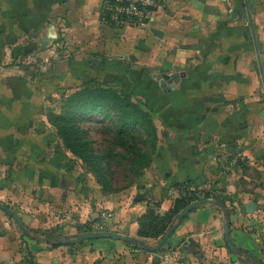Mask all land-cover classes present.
Segmentation results:
<instances>
[{
	"label": "crops",
	"instance_id": "0c3cea01",
	"mask_svg": "<svg viewBox=\"0 0 264 264\" xmlns=\"http://www.w3.org/2000/svg\"><path fill=\"white\" fill-rule=\"evenodd\" d=\"M102 5L103 0H0V201L24 199V223H45L47 207L62 210L50 217L64 229L110 213L109 231L144 240L138 219L148 206L159 203L167 211L181 195L177 184L216 189L226 179L223 151L240 150L228 144L264 133V0H160L138 27L109 25L101 18ZM51 52L63 82L116 88L150 112L157 146L132 189L103 192L64 171L56 182H37L29 159L22 158L24 177L5 180L14 151L5 145L16 147L15 122L29 119L24 108L32 102L18 96L17 88L33 87L25 71L33 67L31 60ZM162 74L177 76L163 86ZM230 234L244 249L256 245L241 229L230 226ZM219 239L224 240L219 209L206 204L188 213L153 252L112 238L90 239L93 247L77 252L65 246L39 251L31 241L27 246L36 256L30 264H209ZM21 242L16 224L0 209V264H26Z\"/></svg>",
	"mask_w": 264,
	"mask_h": 264
},
{
	"label": "rangeland",
	"instance_id": "374dc122",
	"mask_svg": "<svg viewBox=\"0 0 264 264\" xmlns=\"http://www.w3.org/2000/svg\"><path fill=\"white\" fill-rule=\"evenodd\" d=\"M56 57V54L51 52L46 58H34L31 60L30 63L33 67L30 68L28 72L25 71L24 75H26L29 80H33L34 85L30 87V85L26 84L17 88L16 94L18 96L32 97V102L25 106V108L23 107L25 110L24 113L27 114L28 117L30 116L29 119H18L15 122L16 134L11 139H14V145H16V147L13 148L5 145L6 150L9 152L14 150L12 154L13 161L8 162L10 167H6L5 170H3L5 180H10L8 177L9 175H14V179L24 177L25 174H23V170L18 168V164H20L19 160L22 158L24 161L29 159L30 162L28 161L27 163L31 165L30 171H33L34 178H36L37 182L41 177H49L50 181L56 182L61 172L64 171L69 174H75L78 177V181L87 182L89 180L92 184L97 185L99 190L103 192L120 193L132 189L138 178L135 173L136 169L133 166L131 167L133 162L131 163V161L124 156V151L113 141V130L111 127L113 119H111V116L110 119L104 122H98L97 120L102 117L100 114H85V116L78 121V126L86 132L84 137L90 141L91 148L95 153L109 151L112 154V156L106 160L103 180H100L98 175H96L90 166L81 158L73 155L65 148L63 140L57 133L56 124L54 122L59 120H57V115L61 113L62 104L78 87H75L76 82L73 80H66L63 82L62 78L58 77L55 68V62L57 61ZM18 60L19 66L24 65L22 62L24 59L22 57ZM26 61L28 60L26 59ZM14 62H16V60H14ZM41 68L45 71L42 74V82H40L39 77ZM61 74L62 72L60 75ZM41 83L42 87H40ZM82 85H80V87ZM262 96H260V99ZM261 101L264 102V99H261ZM24 132L28 137L24 136ZM131 137L133 139L132 141L137 143L143 152H150L151 148L149 143L143 139L141 131H132ZM228 145L240 150L223 151V154L228 157L226 162L227 166L225 168L226 179H224L216 189H212L208 186L201 188L194 187L199 189V197H209L213 199L223 198L229 209L230 226L234 229H241L247 236L251 235V240L256 242V245H251L247 247V249H244L241 243L239 245L237 243L234 244L246 250L256 259L258 258L259 261H261L260 264H264V133H261L253 140L245 142V144L236 141L234 144ZM244 145H246L247 148H244ZM241 147L243 148L241 149ZM12 172L14 173L12 174ZM11 184L12 183H9L8 185L11 186ZM23 200L24 199H21L19 203H17L3 199L0 202L8 206L21 218L19 213L24 214L25 211L20 207ZM149 207L156 209L159 214L164 213L155 205H150ZM30 210L32 211V209ZM146 210L144 212H146ZM61 213L62 210L55 208L48 209L47 207L44 214L48 215L49 219H46L45 223L36 224L35 220H28V222L24 224L33 232L48 237L71 235L82 231H98L92 225L93 222L82 225L67 224L69 227L64 229L66 225L58 223L50 217L52 214L59 215ZM219 214L221 216V223H223L220 210ZM8 217L16 224L17 231L22 241L20 245L25 251L23 257L26 264L36 261V256L28 249V241H31L33 245H37L39 251H48L65 246L66 250L77 252L82 250L83 247L86 249H91L93 247V244H89L93 241L90 239L83 240L81 243L55 247L48 243L34 240L23 234L14 219L10 216ZM71 228L76 229L72 230ZM101 230L108 229L103 226ZM159 238H144V240L154 243ZM222 239H219V242L221 247H224L226 245ZM87 244L91 246L86 247L88 246ZM221 247L217 249L218 247L216 246L214 249H210L211 252H209L211 255L209 256V264H249L242 258L231 253L227 248L228 251L223 249L222 253L217 252V250L220 251ZM212 260H214V262H211ZM34 264L38 263L35 262Z\"/></svg>",
	"mask_w": 264,
	"mask_h": 264
},
{
	"label": "trees",
	"instance_id": "16d2710c",
	"mask_svg": "<svg viewBox=\"0 0 264 264\" xmlns=\"http://www.w3.org/2000/svg\"><path fill=\"white\" fill-rule=\"evenodd\" d=\"M101 18L109 25H113L109 11L102 9ZM85 114H100L102 117L97 120L98 122H104L111 116L113 141L124 151V156L131 163L133 162L131 167L136 169L135 173L139 177L142 171L150 165L158 141L156 126L150 112L116 88L90 82L78 87L62 104L61 113L57 115V120H59L54 123L65 148L81 158L100 180H103L106 160L112 154L109 151L95 153L92 150L90 141L84 137L86 132L78 126V121ZM138 130L141 131L143 139L149 143L150 152H143L137 143L132 141L131 132ZM177 185L181 187L180 184ZM180 190L184 193L173 200L172 206L166 212L159 214L156 209L147 207L146 212L138 219L137 234L139 237L156 239L164 234L173 217L194 199L188 195L186 188ZM217 199L224 202L223 198ZM154 205L159 207V203H154Z\"/></svg>",
	"mask_w": 264,
	"mask_h": 264
},
{
	"label": "water",
	"instance_id": "95a60500",
	"mask_svg": "<svg viewBox=\"0 0 264 264\" xmlns=\"http://www.w3.org/2000/svg\"><path fill=\"white\" fill-rule=\"evenodd\" d=\"M247 3V2H246ZM248 5V4H247ZM253 30V29H252ZM154 34L159 35L160 31L157 29L151 30ZM179 75H184L183 72L179 73ZM176 74H172L171 76L162 74L159 78L162 81L163 86L172 85V79L176 77ZM215 205L221 212L222 215V229H223V236L224 242L227 249L235 254L236 256L242 258L245 262L249 264H260V262L246 250L237 247L231 238L230 234V213L229 209L227 208L226 204L218 199H213L209 197H202L195 200L190 201L185 207H183L172 219L169 226L165 230L164 234L154 243H150L149 241L139 239L137 237L122 235L120 233L109 231V230H98V231H82L73 233L71 235H62L56 237H48L42 236L33 232L29 227H27L20 216L13 212L8 206L4 205L0 202V209H2L8 216L12 217L14 221L17 223L19 228L21 229L22 233L26 236L37 240L48 243L54 246L60 245H71L74 243H78L83 240L89 239H97V238H112L115 240H119L126 243H132L136 245L138 248L145 250V251H157L160 247L165 243V241L170 237L174 229L179 225V223L184 219V217L190 213L194 208L201 206V205Z\"/></svg>",
	"mask_w": 264,
	"mask_h": 264
},
{
	"label": "built area",
	"instance_id": "2783aa9c",
	"mask_svg": "<svg viewBox=\"0 0 264 264\" xmlns=\"http://www.w3.org/2000/svg\"><path fill=\"white\" fill-rule=\"evenodd\" d=\"M160 0H103L102 9L109 11L111 22L117 27L124 26H145ZM188 190V195L195 199L199 197V189L194 186L183 185L179 189ZM181 194L184 192L181 191ZM192 201V200H191ZM110 217V213H102L99 221H94L93 226L101 230L105 226V220Z\"/></svg>",
	"mask_w": 264,
	"mask_h": 264
}]
</instances>
